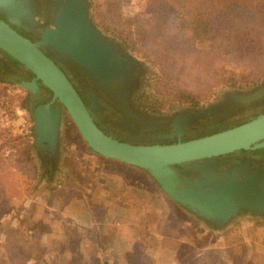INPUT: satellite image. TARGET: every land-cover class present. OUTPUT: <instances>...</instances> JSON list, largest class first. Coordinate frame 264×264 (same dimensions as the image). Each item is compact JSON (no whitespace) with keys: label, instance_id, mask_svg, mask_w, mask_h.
<instances>
[{"label":"rangeland","instance_id":"obj_1","mask_svg":"<svg viewBox=\"0 0 264 264\" xmlns=\"http://www.w3.org/2000/svg\"><path fill=\"white\" fill-rule=\"evenodd\" d=\"M91 2L90 15L93 22L102 31L105 30L120 39L122 36L124 39L121 42L148 66V84L144 86L145 98L153 107L170 109L190 101L208 102L225 89L252 87L264 81V35L258 38L260 42L255 47V51L241 55L238 51L232 53L231 46H234V42L226 44L227 41L223 38L212 39V42L206 44L192 41L185 26L191 13H188L189 15L181 13L183 11L180 6L183 1L120 0V5L115 7H111L110 0H91ZM185 6L190 7L187 4ZM205 9L213 11L214 8L207 5ZM260 23L264 27V20ZM184 92L192 94L195 100H184ZM23 96L24 89L21 84L0 82V222L3 221L1 216L8 221L12 220L9 217L17 216L15 209L22 210L20 218L34 212L35 204L39 205L35 210L42 208L40 212H43V208H47L51 213L45 218L49 226L45 240L53 245L57 264H68V249L63 241V227L84 234L85 240L99 241L101 238L97 233L93 235L85 228L99 227L102 224L116 228V235L110 242L108 252L98 251L88 256L91 252L89 249L86 250L90 263L101 264L102 260H106L107 263L118 264L124 255L127 256L136 247L146 251L145 259L147 257L151 259L149 248L153 250L156 246H175V249L179 248V250L174 264H225L221 260L215 261L214 253L209 251L198 258L195 248L177 240L180 234L187 238L184 233L192 231L189 228L193 227L194 222H198L202 227L206 226L204 222L197 220L191 212L179 207L171 199L173 203L162 193V189L154 186L151 178L144 171L138 168L131 170L129 168L131 166L126 163L90 152L77 126L67 114L63 124V142L69 157V162L65 166L66 171L60 168L58 177H55L56 181H50L51 185L36 186L38 171L45 172V167L36 153L34 155L33 137L29 131H26L25 137H14L12 130V123L19 114L24 115L28 120L19 109ZM6 147L10 148V153L5 152ZM29 152L31 155L28 154ZM29 156H34V161ZM80 175L87 178L84 184L90 186L87 195L92 197L94 194L96 197L97 192H92V189L99 190L100 195L94 200L98 205L103 206L94 213L99 219L93 223L92 212L84 207V195L75 187L81 184ZM133 175H138L136 181L142 180L143 186L147 188L143 190L145 197H142L141 207L135 209L140 217L145 216L142 218L152 220L150 227L147 226L148 228L142 230L138 229L139 226L136 227L138 224L129 225L126 222L127 215L123 216L120 211L113 212V209L118 210V206L114 203L116 201L124 205V208H128L127 214L131 212L130 216L138 218L139 214L133 213L136 202L134 193L130 187L122 188L123 185L133 182L131 180ZM107 181H111L121 191H111L112 197H108V201H105L104 192L101 193L100 189L107 185ZM119 183L121 186H117ZM28 189L32 191L35 199L28 198V202L22 203L24 192ZM20 203L22 204L15 209L10 208V205ZM73 214L75 216L71 218ZM15 220L17 218L13 219ZM191 221H194L193 224ZM233 222L235 223V220ZM230 228H235V225ZM95 240L93 241L96 242ZM176 241L179 243L177 244ZM1 242L3 243L4 240L0 239ZM127 248H130L129 252H122L123 254L116 252ZM133 262L140 264L138 259ZM23 263L30 264L28 261ZM0 264H15L6 259L1 246Z\"/></svg>","mask_w":264,"mask_h":264},{"label":"water","instance_id":"obj_2","mask_svg":"<svg viewBox=\"0 0 264 264\" xmlns=\"http://www.w3.org/2000/svg\"><path fill=\"white\" fill-rule=\"evenodd\" d=\"M29 3V0H0V11L6 17V20L0 18V50L31 71L36 80L51 90L54 99L62 104V108L50 103L35 108L33 115L37 129L34 142L38 147H48V151L57 152L62 141L65 110L91 151L145 170L178 206L216 223L219 230L232 224L239 208L263 212L262 175L249 185L236 188L227 180L220 182L212 171L200 172L196 166L219 155L263 146L264 113L236 127L171 144H134L118 140L96 124L59 61L73 60L89 75L113 80L127 72L135 56L121 51L124 58L118 62L116 51L119 44L106 40L101 28L93 22L90 0L62 2L52 26L46 28L40 40L35 42L10 25L23 26L30 31L25 25L32 18L27 7ZM49 52L58 61L49 57ZM36 80L22 82L21 85L36 91ZM208 166L201 165V168ZM181 167L187 171L195 170L199 175L182 176L179 173Z\"/></svg>","mask_w":264,"mask_h":264},{"label":"flooded vegetation","instance_id":"obj_3","mask_svg":"<svg viewBox=\"0 0 264 264\" xmlns=\"http://www.w3.org/2000/svg\"><path fill=\"white\" fill-rule=\"evenodd\" d=\"M64 1L29 0L30 3L27 4V7L30 9L32 18L31 22L25 25L30 31L23 26L10 25L31 40L39 41L41 33L52 26L53 19L58 15ZM91 7L90 0V12ZM0 18L6 20L1 11ZM102 32L106 40L119 44V50L116 51L118 62H121V57L124 58L121 51L135 56L125 74L113 80H101L98 76L89 75L73 60L62 59L59 61V65L82 96L96 124L108 135L134 144H171L227 130L264 113V81L252 87L225 89L208 102L190 101L180 107H171L170 109L153 107L152 104L151 106L146 102L145 98L148 66L122 43L120 38L105 30ZM47 55L54 61H58L53 53L49 52ZM35 80L36 76L31 71L0 50V82L21 84L25 81ZM36 83V91H31L22 85L24 96L19 106V109L28 118V131L33 140L37 129L33 115L35 108L46 103L62 108L59 100L54 99L51 90L45 87L40 80H36ZM65 114L69 115L63 110L62 124L65 121ZM34 149L36 156L45 167V176H49V180L52 182L56 181L55 177H58L59 169L66 171L65 166L69 162L63 142V132L57 152L48 151V147H38L35 142ZM200 164L211 166L210 168L209 166L207 168H201V165L196 166L200 172L203 170L212 171L220 182L227 180L236 188L241 185H249L260 175L264 178V145L219 155ZM189 170L181 167L179 173L188 177L199 175L195 170ZM51 172L53 173L51 174ZM262 195L264 200V193ZM238 211L239 214L234 219L235 222L251 220L254 223L264 224V210L260 213L256 210L248 211L239 208ZM192 215L197 220L204 222L206 228L214 231L219 230L216 223L207 221L196 213H192Z\"/></svg>","mask_w":264,"mask_h":264},{"label":"trees","instance_id":"obj_4","mask_svg":"<svg viewBox=\"0 0 264 264\" xmlns=\"http://www.w3.org/2000/svg\"><path fill=\"white\" fill-rule=\"evenodd\" d=\"M177 1L184 2L182 3V6H180V9L183 11L181 13L183 15H189L191 13V17L190 19H188L187 23H185V26L190 33L192 41L194 42H201L206 44L208 42H212V39L216 40L218 38H223L226 39V44H228L229 42H234V46H231L232 53L238 51L241 55H246L253 50L255 51V47L260 42L258 38L264 35V32L262 31L264 30V27L260 23L264 20V0ZM109 4L111 5V7L119 6L120 0H110ZM185 4L189 5L190 7L185 6ZM207 5L213 7V11L205 9ZM178 16H180L179 13ZM123 39L124 38H122L121 36V40ZM183 95L185 96L184 100H195L193 98L194 96L190 93L184 92ZM88 150L93 154L99 155L98 153H95L90 149ZM28 154L31 155V152H29ZM29 158L33 160L34 156H29ZM140 170L147 173L156 187H158V189L160 188L161 190L160 185L148 172L143 169ZM52 173L53 172H51V174ZM49 179V176H45V172L40 173V171H38L35 184L38 187L42 184L51 185L52 182H50ZM79 179L81 181V184L80 186L75 187L79 188L84 195V207L88 208L90 212H92L91 214L93 216V221H98L99 218H97L96 214L94 213H96L98 209L101 210L103 205H98L93 197L87 195L88 187H90L87 184H84L87 178L83 175H80ZM144 189L147 188L143 186L142 180H140V182L139 180L135 181L132 191V193H134L135 195L136 201L135 205L133 204L134 215L139 214L138 212H135V209H139L142 205V197H145L143 196ZM162 193L166 195L163 191ZM24 196L25 197L24 200H22V203L28 202V198L31 200L35 199L30 189L24 192ZM22 203L10 205V208L15 209ZM33 208L34 212H30L27 217L21 216L19 218V215L22 211L19 209H15V213L18 214L17 216L9 217L12 220L8 221L6 218H4V216H1V219L3 221L0 222V239L4 240V242H1L0 246L2 249H4L6 259L15 264H26L23 263L26 261H28L30 264H57V258L54 255L55 250L53 248V245L45 240V235L47 234L46 232H48L49 227L48 223H46L45 218L48 217L47 215L51 212L47 208H43V212L39 211L42 208H40L39 210H35V208H39V205L37 204H35ZM125 208L124 206H122L121 213L124 214L123 216H128L130 212L129 214H127V208ZM142 217H140L139 214L138 218H134L133 220L127 218L126 222L129 225L132 224V222L139 224V229L141 230L142 228L150 227V225L152 224V220L144 219ZM3 218L6 220H4ZM14 218H17V220L15 221L19 223V225H14ZM123 222L125 223V221ZM197 223L198 222H195V224L191 228V230L195 233H198L200 230V227L197 225ZM62 229L64 234L63 241L68 249V264H96L88 262V256L95 254L98 251L102 253L108 252L111 246L110 242L116 235V228L106 226L105 224H102L99 227H89L88 229L85 228L93 235H96L97 233L99 238H101L99 241L93 239L96 242L91 239L85 240V235L79 233L76 230H69L68 227H63ZM88 249L91 253H89L87 256L85 252ZM145 252L146 251H144V249L136 247L132 251H130L127 256L124 255L121 260H119L118 264H120V262L121 264H135L133 262L135 259H138L140 261V264H152V259H150L149 257L145 259L147 254ZM101 264L110 263H107L106 260H102Z\"/></svg>","mask_w":264,"mask_h":264},{"label":"crops","instance_id":"obj_5","mask_svg":"<svg viewBox=\"0 0 264 264\" xmlns=\"http://www.w3.org/2000/svg\"><path fill=\"white\" fill-rule=\"evenodd\" d=\"M28 126H29L28 120L24 117V115L19 114V116L16 118V121H13L12 123L13 136L19 137V138L27 136L26 131L28 132ZM9 149H10L9 147H6L5 152L10 153ZM107 159H110V158H107ZM110 160L118 161L115 159H110ZM118 162H121V161H118ZM129 168L131 170L132 169L138 170L136 169L137 167H134V166H131ZM119 172H120V169H119ZM138 177H139L138 175L131 176V180H133V182L131 184L127 182L128 185L125 184L123 185L122 188L130 187V189L133 191L134 184H135L134 182L137 180ZM106 184L108 186L106 185L104 186V188H101L100 190H101V193L102 191L104 192L105 201H108V197H112L111 191L117 190L118 192H120L121 189L116 188L112 184L111 181L110 182L107 181ZM117 186H121V183H119V185ZM154 186L156 187L155 184ZM94 191L97 192V195L95 196L99 197L100 195L98 193L99 190H95V188H93L92 192ZM92 197L96 198L94 197V194ZM96 201L99 202L100 200H96ZM114 203L115 205L118 206V210L113 209V212H118V211L121 212V207L124 205H121V203H118L116 201H114ZM73 216H75V214H73L71 218H73ZM91 218H92V215H91ZM127 218L130 220H133L135 217L128 215ZM93 222L94 221L92 220V223ZM193 222L191 224H193ZM132 224L137 225V223L135 222L134 223L132 222ZM14 225H19V223H16ZM198 225L202 228V230H199L198 233H195L194 231H190V232L186 231L184 235H186L187 238L182 237L181 234H180V237L177 238V240L183 243H188L190 244V246H192V248H195L196 249L195 253L198 258H201L202 255L206 254L209 251V252L214 253L215 261L221 260V261H224L225 264H264V242L261 243V241L264 239V224L254 223V222H251V220L249 221L243 220L240 222L237 221L234 224H232V225H235V228L231 229L230 227L232 225H230L229 227H226L221 230H215V231L214 230L211 231L205 226L202 227V225L199 223ZM138 226L139 224L136 227ZM139 228L140 226L138 227V229ZM190 228L189 230H191ZM156 233L159 235H162L160 232H156ZM183 238H186L188 241ZM179 241H176L177 244L179 243ZM258 246H260V248H258ZM155 248H153V250L149 248L150 250L149 253H151L149 255L152 257L151 259L153 260L154 264H174L175 258L178 255L177 252L179 248L175 249V246L174 247L156 246ZM128 249L130 248H127L124 251L116 250V252H118V254H123L124 252H129L130 250Z\"/></svg>","mask_w":264,"mask_h":264},{"label":"built area","instance_id":"obj_6","mask_svg":"<svg viewBox=\"0 0 264 264\" xmlns=\"http://www.w3.org/2000/svg\"><path fill=\"white\" fill-rule=\"evenodd\" d=\"M15 120H16V118H15Z\"/></svg>","mask_w":264,"mask_h":264}]
</instances>
